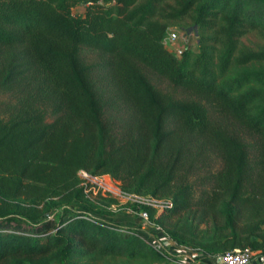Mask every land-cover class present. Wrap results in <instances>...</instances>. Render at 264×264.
<instances>
[{
  "label": "trees",
  "instance_id": "obj_1",
  "mask_svg": "<svg viewBox=\"0 0 264 264\" xmlns=\"http://www.w3.org/2000/svg\"><path fill=\"white\" fill-rule=\"evenodd\" d=\"M81 3L85 14L76 16ZM186 19L202 44L176 58L163 38ZM255 29L264 32V0H0V92L14 100L0 115V264L54 252L68 260L76 248L169 261L136 228L126 234L97 217L93 203L87 212L73 207L87 202L81 169L112 176L128 195L170 196L173 207L158 217L135 208L163 229L187 216L188 226L164 229L179 245L211 256L264 253V49L238 44ZM83 48L100 54L112 105L127 112L120 133L105 119ZM147 72L183 96L162 91ZM243 136L255 140L253 156ZM211 153L222 168L195 201L189 180ZM209 217L212 237L202 238L209 233L198 226Z\"/></svg>",
  "mask_w": 264,
  "mask_h": 264
},
{
  "label": "rangeland",
  "instance_id": "obj_2",
  "mask_svg": "<svg viewBox=\"0 0 264 264\" xmlns=\"http://www.w3.org/2000/svg\"><path fill=\"white\" fill-rule=\"evenodd\" d=\"M86 6L84 3L79 4L74 9V14L76 16H83L85 14ZM188 19L182 22H176L171 24L170 28L175 29L177 27H183L190 25ZM211 31L203 33V36L210 35ZM238 44L240 49H251V50H261L264 49V32L261 30H250L242 35L238 39ZM82 58L83 60L92 65L93 68V80L98 92L103 94V97L106 101V110H105V119L114 126V129L120 133L122 128L125 126L126 119L128 118L127 112L123 106L112 105V87L110 83V78L107 69L104 68L103 60L100 54L94 50L88 48L82 49ZM257 67L264 68V65ZM147 75L151 82L161 89L164 92L174 93L176 97L181 98L183 95L180 92H176L164 79L159 78L158 76L147 72ZM14 102L12 96L7 93L0 92V115L5 116V112L8 107ZM51 121L52 118L49 117ZM244 140L249 143L250 154L253 156L255 149L252 146L255 142L254 139L243 136ZM222 168V161L216 154H209L205 159L204 163L200 168H197L190 177V183L193 185L195 201H198L202 195L210 192L212 190V182L208 177ZM111 178L115 183L122 189V183L112 176ZM158 199V198H157ZM165 199V198H163ZM166 199H171L167 197ZM94 204L95 208H92L93 213L106 223L114 224L118 227L119 231L124 232L128 229H137L136 231L146 235V232L143 231L142 226L144 222L140 217V210L135 208V203H132L126 198L115 196L113 194H100V193H90L87 197V202H77L74 204V208L79 212H87L91 210L89 204ZM99 210H102L100 212ZM187 216H172L167 220V225L164 227L170 229H181L186 225L188 226ZM190 221V220H189ZM222 218H217L216 222L222 224ZM198 223V222H197ZM215 220L208 218L206 222L198 226V232L207 231L209 234H199L202 238L212 237V230L214 227ZM148 235H146L147 237ZM150 238V236H148ZM26 264H149L145 263L142 260H131L122 256H100L96 252H89L84 248H76L73 250L72 255L68 260H61L57 254L51 253L49 255L27 260ZM155 264H170V261L165 263H155Z\"/></svg>",
  "mask_w": 264,
  "mask_h": 264
},
{
  "label": "built area",
  "instance_id": "obj_3",
  "mask_svg": "<svg viewBox=\"0 0 264 264\" xmlns=\"http://www.w3.org/2000/svg\"><path fill=\"white\" fill-rule=\"evenodd\" d=\"M164 47L176 58L182 57L186 52H196L202 44L201 29L194 24L188 26L169 28L163 38ZM80 186L88 197L90 193L113 194L123 197L135 204L147 205L156 212V217L166 213L173 207L171 199L141 198L125 194L122 189L113 181L110 175H92L81 169L77 173ZM140 217L144 222L142 229L146 232L130 230L126 234H140L146 241L152 244L159 251L170 254V264H264V253L255 252L251 248L235 249L217 255H209L201 249L187 245H179L173 241L164 229L151 219L148 211H141Z\"/></svg>",
  "mask_w": 264,
  "mask_h": 264
}]
</instances>
